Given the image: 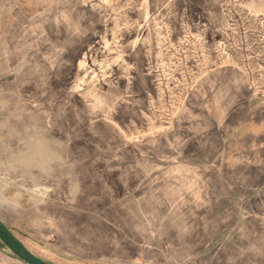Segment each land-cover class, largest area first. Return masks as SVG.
Segmentation results:
<instances>
[{
    "label": "rangeland",
    "instance_id": "rangeland-1",
    "mask_svg": "<svg viewBox=\"0 0 264 264\" xmlns=\"http://www.w3.org/2000/svg\"><path fill=\"white\" fill-rule=\"evenodd\" d=\"M0 221L47 264H264V0H0Z\"/></svg>",
    "mask_w": 264,
    "mask_h": 264
},
{
    "label": "water",
    "instance_id": "water-1",
    "mask_svg": "<svg viewBox=\"0 0 264 264\" xmlns=\"http://www.w3.org/2000/svg\"><path fill=\"white\" fill-rule=\"evenodd\" d=\"M0 228L3 229V231L6 233V235L11 238L12 240L14 239V236L12 235L10 229L6 227L1 221H0ZM16 243L19 246V252L20 256L26 261L27 264H47L43 259L39 258L38 256L34 255L31 253L23 243H21L19 240H16Z\"/></svg>",
    "mask_w": 264,
    "mask_h": 264
},
{
    "label": "flooded vegetation",
    "instance_id": "flooded-vegetation-1",
    "mask_svg": "<svg viewBox=\"0 0 264 264\" xmlns=\"http://www.w3.org/2000/svg\"><path fill=\"white\" fill-rule=\"evenodd\" d=\"M1 229H2V228H0V236L3 235V237L8 241V243L10 242L9 244H11V245H14V244H15V245H17L16 247L19 249V246H18V244L16 243V240H17V239L14 237L15 240H12L11 238H9V237L6 235V233L4 234V233L2 232L3 229H2V230H1ZM12 235H13V234H12ZM12 243H14V244H12Z\"/></svg>",
    "mask_w": 264,
    "mask_h": 264
},
{
    "label": "trees",
    "instance_id": "trees-1",
    "mask_svg": "<svg viewBox=\"0 0 264 264\" xmlns=\"http://www.w3.org/2000/svg\"><path fill=\"white\" fill-rule=\"evenodd\" d=\"M2 230V229H1ZM2 232L5 234V232L2 230ZM12 244H14V243H12ZM15 245V244H14ZM15 246H17V245H15Z\"/></svg>",
    "mask_w": 264,
    "mask_h": 264
}]
</instances>
